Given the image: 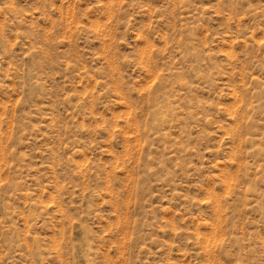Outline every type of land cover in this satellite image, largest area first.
<instances>
[{
  "label": "rangeland",
  "instance_id": "1",
  "mask_svg": "<svg viewBox=\"0 0 264 264\" xmlns=\"http://www.w3.org/2000/svg\"><path fill=\"white\" fill-rule=\"evenodd\" d=\"M0 264H264V0H0Z\"/></svg>",
  "mask_w": 264,
  "mask_h": 264
}]
</instances>
